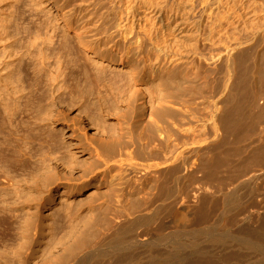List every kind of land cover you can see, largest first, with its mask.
Wrapping results in <instances>:
<instances>
[{"label":"rangeland","instance_id":"374dc122","mask_svg":"<svg viewBox=\"0 0 264 264\" xmlns=\"http://www.w3.org/2000/svg\"><path fill=\"white\" fill-rule=\"evenodd\" d=\"M5 2L0 4L1 31L2 25L5 26L6 14H8V7L5 6ZM32 2L37 3H33V6H36L33 9L34 13L39 9V20L29 17L24 22L17 20L16 23L11 24V29H16L21 34L16 37V39L18 38L16 43H12L13 48L15 49L16 45L18 47L24 43L19 48L17 57L13 56L10 60L11 69H14L15 66L13 65L21 63L18 58L27 52L28 37L26 38L24 30L39 26L43 20L51 23L52 29L48 30V34L53 36L52 31L55 29L54 42L57 39L61 40L60 37H62V52L65 45H70L73 49V56H77L79 62L89 71L92 69L89 68L91 67L89 63L106 69L108 73L110 72V75H108L110 77L115 73L128 75L133 69L140 68L141 64L135 68L136 66L133 65L136 64L132 60L146 56L147 50L145 47L149 48L146 36L151 25L148 24L147 17L144 14H138L139 12L137 13L139 18L132 19L130 16V9L134 5L132 0H33ZM31 3L30 0H22L23 6ZM168 6L170 8L172 6L175 8L180 7L181 10L189 11L185 17L188 18V21L191 20L192 24L189 25L192 32L190 31L188 35L185 32L176 34L178 42L175 37L173 41L176 42L171 41L174 45L178 44L184 49L187 48L188 51L183 49L179 53L182 55L188 52V58L179 61L182 63L186 61L188 65H182L179 70L177 69V81L176 79L174 81L180 82V84H177V90L180 92L177 91L175 94L178 99L174 98L171 103L170 100H167L168 102L166 101L165 104L162 103L166 109L171 108L173 110L171 116L164 118L165 121L162 120L165 123L161 121L159 123L161 124L159 125L160 129L163 128L159 132L160 135L158 134L159 139L164 142L168 136H171L169 143L175 147H172V149L170 146L168 150L157 149L154 152L149 150L153 144L149 148L145 149L144 147L145 150L138 148L136 150L137 154L140 150L142 153L139 152L138 159L134 161L136 162L135 166L137 167L135 170L137 171L130 175L129 173L125 174L127 179L124 177L125 181L121 180L123 184L118 182L117 187L114 186L115 184L111 185V182L115 180L113 177L119 174V167L111 169L110 166L113 165L112 167H114L118 164L114 165L111 161L112 164L108 163V167L107 165L94 164V162L97 159V153L100 149L98 146L101 142H104L105 139L109 140V138L118 139L124 133L125 124L123 123L128 120V117L125 118L128 113L126 115L124 113L126 110L129 111V104L126 102L114 103L115 99L112 93L110 94V89L104 87L107 86L106 82L103 86L105 89L98 84L100 90H97V84L93 81L88 83L87 86L83 84L84 87H87V90L83 87L82 90L86 91L73 88L69 79V69L67 68L68 57H66V53H63L62 80L64 79V82L62 83L64 87L62 92L52 91L53 88L48 91V101L43 107V114L41 116L34 114L32 124L35 130L41 131L42 136L40 141L35 143L36 152L33 159L35 162H33V166L35 167L32 174H37L34 175L37 178L32 175L33 179L30 181V184H38L36 186L31 185L34 189L31 195V198L34 199H32L34 202L31 200L33 206L31 211H37L38 218L35 217V214V216H32L34 220L32 218L31 220L37 221L38 219L37 224L40 223V232L44 235V238L40 237L32 241V236L24 232V229L23 231L21 229L22 232L19 231L20 229H15V236L11 241H0V264H48L47 258H58L63 253L66 259L73 242L78 239L79 247L74 246L73 248L74 250L77 248L76 253L80 252L84 247L79 243V240H81L79 238L83 237L87 241L92 235L90 240H93V234L96 232L98 223L103 216L108 214L107 216L111 217L110 213H113V210L123 208L131 214L135 213L137 215L141 212L143 216L137 219H134L135 216L124 219L116 218L118 221L114 219L112 229L103 237L107 236V239L102 238L100 241L94 239L96 242H91L92 245L93 243L95 245H91L88 254L89 257L96 259L93 260L90 257L84 264H264V0H169ZM113 12L114 14H112ZM221 19L223 21L221 34L228 27L235 32L233 38L227 42L223 53L225 54L234 44L239 43L237 50L241 49L249 52L246 64L251 68L249 82L251 83L253 98L252 101L249 100L248 103L242 106L238 115L229 113L237 105V97L242 92V90L234 88L236 69L232 66V63L225 60L224 64L215 67L216 53L205 51L208 55L203 53L200 57L204 55L203 58H208L209 62L207 61L206 64L201 65L198 55L200 48L198 51L195 50L198 46L193 48L196 40L203 39L208 36L210 31L216 30ZM198 22L201 26L200 30L196 25ZM44 32L45 30L43 33L40 32L42 36ZM182 33L186 37H192V39L186 38ZM103 35H111L112 37L104 42ZM138 41L146 42V44H143L145 45L143 50L145 52L142 51L143 53L141 52L142 54L140 53L141 55L137 57V52H139V48H137ZM5 45H8V43H0V55L3 54ZM191 50L195 51V54L191 53ZM123 54L124 56L127 55L124 62ZM1 56L3 57L4 54ZM5 56L3 60L2 58L0 60V92L5 89V86H3L5 84L2 82L6 78V73H8V69L5 70L3 63L6 60L8 61ZM128 57H131L130 60ZM126 62H129V64ZM132 63L133 65H131ZM207 64L209 65L207 66ZM187 68L188 70H186ZM184 73H188L189 77H184ZM144 74L147 77L144 75L142 77L144 80L140 84H133V89L139 90L138 98L140 99L141 95L143 99V101L142 99L139 100L141 103L143 102L141 106L147 108L144 111V118L141 119L143 120L141 122L145 124L146 121L144 120H148L149 115L147 113L150 107L149 102L152 101L151 104H155L154 106L158 103L154 89H156L155 86L159 81L148 76L147 71ZM166 78V76L163 77L164 81L167 80ZM90 84L96 88L93 87L92 90ZM213 89H215V92ZM88 90H92L93 95ZM150 92L154 93L151 94ZM100 96H103L104 99ZM107 97H110L108 103ZM180 98L183 99L180 100ZM139 101L138 103H140ZM1 103L3 102H0V107L4 104ZM228 114L231 116L229 120H226L225 117ZM122 115L124 116L122 117ZM169 117L171 118L169 119ZM240 118L244 119L247 124L243 130L231 125L234 121H239ZM111 127L113 128L110 129ZM168 129L170 132L167 131ZM167 132L168 134L173 133L168 135ZM121 139L124 140L125 138L121 136ZM62 146L65 147L66 151L72 152L69 155L77 157L75 163L77 166L74 170H63L61 166L55 169V162L57 164L61 163L56 158L62 157ZM171 150L174 151V157L171 159L174 171H171L172 168L164 170L162 174L159 173L161 175L157 174L159 177L157 182L150 180L154 174L153 172H155V169L153 170L151 166L155 162H163L165 158H168L167 156L170 155L168 151ZM41 155L42 157H40ZM185 158H188L190 168V172L186 176L180 168V163ZM43 159L44 162L41 165L42 162L40 161ZM166 167L171 166L168 163L163 166L164 169ZM124 169H126V166H124ZM148 171L151 172V176H146ZM48 172L51 173L48 174ZM70 173L72 174L70 175ZM48 175L51 180L47 179ZM40 181L41 183H39ZM5 182V178L0 174V187H6ZM162 187H166L165 190H162ZM160 189L162 194L166 196L160 197ZM163 191L168 192L166 194ZM146 202H150L149 206H145ZM132 209L135 212L131 211ZM105 210L107 211L104 212ZM100 217L101 219H99ZM97 219H99L98 222ZM122 220L127 222L124 223ZM14 221L15 226L18 225L15 218ZM77 223L80 224L77 225L78 228L76 227L73 230L75 231L74 235H72L73 231L70 234L68 232L69 227L72 228ZM60 226L62 236L64 233H68V235H64L61 247L58 246L56 251L54 250L48 254V248L50 249V246L53 245L52 242H56L59 238L57 235L60 232L58 230H61ZM33 230L32 228V232H34ZM93 230L95 231L92 232ZM117 231H121L119 233L123 232L126 235V240L124 239L126 244L119 246L115 242V246L112 242L115 239V234L118 233ZM135 232H137V235ZM78 236L80 237L77 238ZM133 236L139 238V241L142 240L141 244L135 243L132 245L129 241H132ZM90 240L87 242H90ZM47 243H51V245L46 247ZM85 243L82 244L84 246L89 245V243ZM67 249H69L68 252H66ZM85 252L79 253L77 258L83 256ZM150 253L155 256V261L149 258ZM166 257L168 260H166Z\"/></svg>","mask_w":264,"mask_h":264},{"label":"bare ground","instance_id":"6f19581e","mask_svg":"<svg viewBox=\"0 0 264 264\" xmlns=\"http://www.w3.org/2000/svg\"><path fill=\"white\" fill-rule=\"evenodd\" d=\"M32 1L30 0V3ZM168 1L169 0H132V2L134 3L133 8L130 9L131 10L130 16L132 17V19L134 20V19L139 18L137 16V13L139 12L138 14H142V15L144 14L147 17L148 22H149L148 24L151 25L149 27V29H148L149 31L147 32V36H146V34H144L147 37V41H148L147 44L149 45V48L147 49V46L145 47L146 50H147L146 51L147 53L145 54L146 56L141 57V58L139 57L136 60H132V62L134 61L133 63H135L136 65H133V63L131 65H133L134 67L136 66L135 68H137V66H139L141 64L142 67L139 66L140 68H137L138 70L137 69H133L130 72V74H128V75L127 74H123V73L122 74L121 73H119V74L115 73V75H113V76L111 75V77H110V76H108V75H110L109 74L110 72L108 73V71H106V69L104 70L101 66L97 67L95 64H90L89 63V65H91V67H89V68H92V69H90L91 71H89L86 67H84L79 62L77 56L76 57L73 56V49H72V47L70 45H65V48L63 49V52H62V37H60L61 40L57 39V40H55L56 42H54L53 38L56 37L55 29L52 31L53 36L48 34L49 33L48 30L49 29L51 30L52 26H51V23L49 21H47V20H43V22H41L39 24V26L36 24L37 25L36 27H33V28L29 27V28L24 30L26 38L28 37V43H26L27 44L26 45V51L27 52L24 55H20V57L18 58V60L22 64L18 63L17 65H13L15 67H13L14 69H11L12 66L10 67V64H11L10 60H12L13 56L17 57V55L19 53V48H21L23 46V44H24L23 43L21 46L19 45L18 47L16 45V48H18V49H16V48L14 49L13 48L12 43H16V41L18 40V38L16 39V37H18L21 34L16 29L12 30L11 29L12 28L11 24L16 23L17 20H20L21 22H24V20H26L29 17L30 18L31 17L32 18H36V20H39V16L40 15L38 13L39 9L37 10V8H35V9L37 10L36 12L38 14L36 12H35L36 14L34 13L33 7H36V6H33L34 2L31 3L32 5L31 4L26 5V6L29 7V8L28 7L26 8V6H23L22 0H0V4L1 3L3 4V2H5V6L8 7V9H7L8 10V14H6L7 17L5 18V23H4L5 26H3L1 24L2 25V31L0 30L1 31L0 43H8V45H5L4 49H3L4 50L3 54H4V56L6 55L5 59H8V61L7 60H6V62L2 61L4 63V66H5V70L8 69V73H6V78L2 82V83L5 84V85H3V86H5L4 87L5 89L2 92H0V102L4 103V104L1 103V104H3V106L1 105V107H0V174L5 178V180H6V182H5L6 184L5 185H7L6 187H3V188L0 187V241H4V240L5 241L6 240H10L11 241L13 236H15L14 235L15 229L16 230L20 229L19 230L20 232H22L23 229H24V232H27V234L32 236V239H31L32 241H35L36 239H38L40 237L44 238V235H42V233L40 232V226H39L40 223L37 224L38 219H37V221H33L34 219L32 218V216H35V214H36L35 217L38 218L37 217L38 212L36 211L37 208L35 210L36 212L31 211V208L33 207L31 205L32 204L31 202L34 200L33 198H31L32 192L34 191L33 186L38 185V184L34 185V183L30 184L31 183L30 181H32L31 179H33V176L37 175V174H32L33 173V168L35 167V166H33V162H34L33 159H34L35 152H36L35 143H38L40 141V137L42 136L41 131L40 130H35L34 127L32 126V124H33V119L35 117L34 114L36 116L37 115L41 116V114H43L42 113L43 112L42 111L43 107L46 105V103L48 101L47 100V98H48L47 96H49L48 95V91L49 90L51 91L52 88H53L52 91H56L57 93L62 92V88L64 87L63 83H62V82H64V79L62 80V54L63 53H66V57H68L67 68L69 69V79L71 80V85H72L73 88H75L76 90L78 88H80L79 90H82V87H83V89L86 88V90H87V87H84V85L87 86L88 83L93 81V82H96V84H97V90H100L101 88L105 89L106 87H108L110 89V94L112 93V96L115 99L114 103L115 102H118V103L126 102L127 104H129V108H128L129 111L126 110L127 112L126 111H125V113L123 112L124 115H126V113H128L126 115V117H125V118L128 117L127 118L128 120L123 123V124L126 125V126L124 125V128H125L124 133L122 134V132H121L122 138L124 137L126 140L125 139L122 140L121 136H119L118 139L109 138V140L105 139L104 142L100 141L101 144L98 146V147H100V149L97 147L99 149V151L96 148L97 151H98L97 159L94 158V159H96V161L95 162L93 161L94 164H98V165L100 164V166H101V164L104 165V166L107 165L108 163L110 164L111 161H112V163L114 165L118 164V166L117 165L114 166V167H112L113 165L110 166L111 169L115 168V167H119L118 168L119 169V171H118L119 174L116 171V173L118 175L113 177V178H115V180H113L111 182V185L115 184L114 186L117 187V185H119V183L123 184L121 182V180H124L126 178L125 174L129 173V175H130L131 173H134V171H137V170H135V168L137 166H135L136 162H134V161H136V159H138L137 156H138L139 152H141L142 148H143V150H145L147 147L149 148L153 144V146L151 147V149L149 148V150L150 151L152 150L154 152V151H157V149L158 150H160V149L168 150V148L170 149V146H171V148L175 147L174 145L172 146L171 143H169V141H171L169 139L171 136H168L167 140L164 141V142L159 139L160 136H158V134H159L160 130L162 131V129H163V128L160 129L159 125H161V124H159V123H160V121L163 122L162 120L165 121L167 116H171L172 115V110L173 109L172 110H171V108H169V109L167 108L166 109L165 107H163L162 103L165 104V102L167 100H170V103H171V101L174 100V98H176L175 94L178 91L177 90V84H180V82L179 83L176 82L177 81L176 72H178L177 69L179 70V67L182 66V65L183 66H185V64L188 65L186 63V61H185V63L184 62L182 63V62L179 61L180 59H181V61L184 58L187 59L188 58V55H187L188 52L186 54L183 53L184 55L183 54L181 55V53H179V51H181V50L183 51L184 48H182L178 44L174 45V43L176 41L174 42L173 38L175 37V39H177L178 36H176V34H179L181 32H185V33H187L186 35H188V33L192 30V28L189 27V25L191 24V22H190L191 20L188 21V18L185 17L186 15H188L189 11L187 12L186 10L185 11L183 9L181 10L180 7L179 8H175V7L172 6L170 8L168 6ZM124 3H125V1H124ZM34 4H37V3H34ZM100 4H101V2H100ZM103 4H106V3H103ZM130 6H131V4H130ZM26 9H29V10H26ZM120 13H121V11H120ZM112 14H114V12ZM121 14H123V13H121ZM118 16L121 17L120 15H118ZM241 18L244 20L243 16H241ZM113 19H111V20H113ZM102 22H103V19H102ZM222 23H223V21L221 19L219 21V23H218V26L216 27L217 31L216 30L210 31L207 37H205L203 39H200V40H196V44L194 45V47L193 46H191V47L196 48V46H198V48L195 49L197 51L200 48L199 51H198L199 52V54H198L199 57L203 53L208 55L207 52L208 53L211 52V51L215 52L216 53L215 57H217L216 61H214V66L215 67H217L218 65L224 64L225 60H229L232 63V66L236 69L234 88H236V89H238L240 91L242 90V92L237 97V101H236L237 105L235 107H233L232 110L229 113H232V115H238L241 112L242 106L244 104L248 103L249 100L252 101V98H253L252 91H251V83L249 82L251 68L246 64L249 52H247L246 50H241V49L237 50V47L240 44L239 43V44H234L232 46V48H230L225 54L223 53L224 50H225L227 42L231 38H233V35L235 34V32L232 31L233 29L228 27L225 30V32L223 34H221V31L223 29ZM102 25H100V26H102ZM131 25H133V24L131 23ZM196 25L198 26V29L200 30L201 26L199 25V22ZM196 25H194V26L196 27ZM107 27H106V29H107ZM104 28H105V26H104ZM203 28L205 29V27H203ZM106 29H104L105 32H107ZM118 29H120V28H118ZM44 30H45V32H44V34L42 36L40 32L43 33ZM108 30H109V28H108ZM202 31H203V29H202ZM119 32H121V31H119ZM138 33H135V34H138ZM182 34H184V33H182ZM98 35H100V34H98ZM186 35H185V37H186ZM189 36H190V34H189ZM111 37H112L111 35H109V36L108 35L107 36L103 35L102 39L105 42L108 38H111ZM146 37H145V39H146ZM57 38H59V37L57 36ZM169 38H171V39H169ZM186 38H188L190 40L192 39V37L191 38L186 37ZM139 39H140V37H139ZM171 41H173L174 43L171 42ZM177 42H178V39H177ZM20 43H18V44H20ZM108 43H109V41H108ZM144 43L146 44V42H144ZM144 43L143 42H139L138 43L139 45L137 44V46H138L137 48H139V50H138L139 52H137L138 53L137 57L139 55H141L143 52H145V51H143L145 49L144 48L145 45H143ZM180 43L182 44V42H180ZM186 47L187 46L185 45V48ZM184 50L188 51L187 48L184 49ZM193 50H191L192 51L191 53L195 52ZM205 51H207V52L205 53ZM234 51H236V52L234 54H232ZM134 53L136 54V52H134ZM3 54L1 53V55H3ZM126 56H127L126 54H125V56L123 54V62H124ZM3 57L1 56L2 60H3ZM203 57H204V55H203ZM203 57L199 58L200 61H201V65L202 64H206L205 62L208 61V58L206 59V58H203ZM1 58H0V60H1ZM128 58L130 60L131 57H128ZM132 59H133V57H132ZM199 59H198V61H199ZM178 62H180V63H178ZM192 62H193V60H192ZM126 63L129 64V62H126ZM208 65L209 64H207V66ZM0 66H1V64H0ZM9 69H10V71H9ZM184 70H185V68H184ZM186 70H188V68ZM105 71L107 72V75H106ZM146 71L148 73V76H151V77L155 78V80L156 81L158 80L159 83H157V85L155 86V88H156V89H154L155 93L153 92L155 94V98L158 101V103L156 104V106H154L155 104H151L152 101L149 100L151 102H149L150 103L149 104L150 107L148 108L149 112H147L149 114L148 115V120H144V121H146V123L144 124V123L141 122V121H143L141 119L144 118V114H145L144 111L147 110V108L144 107V106L143 107L141 106V105H143L142 104L143 102L141 103L139 101L140 99H142L141 95H140V99L138 98V96H139L138 94H140V92L137 89H133V86H134L133 84H140V82L142 80H144V79H142V77L145 75L144 73ZM187 74H185L183 76L184 77L185 76L189 77ZM165 76L167 77L166 81H164L165 79H163V77H165ZM107 77H109V79H107ZM184 77H182V78L184 79ZM175 79H176V81H174ZM105 82H106L107 86H104ZM131 82H134V83H131ZM182 82H184V81H182ZM184 83H182V84H184ZM98 84L100 86L102 85V87L101 88L98 87L99 86ZM90 86H92V85L90 84ZM150 86H152V85H150ZM93 87H94V89L96 88L93 85L91 87L92 90H93ZM98 88H100V89H98ZM88 89H89V87H88ZM178 89H179V87H178ZM86 90H82V91H86ZM180 90H181V87H180ZM91 91H89L90 94H92ZM145 91H147V90H145ZM213 91L215 92V89H213ZM178 92H180V91H178ZM153 93H151V94H153ZM49 94H50V92H49ZM106 94H107V91H106ZM82 95H83V93H82ZM87 95H89V94H87ZM179 95H181V94H179ZM185 95H184V97H185ZM91 97H93V96H91ZM102 97L100 96V98H102ZM182 97H183V95H182ZM107 98H108L107 99V103H108V101L110 100L109 99L110 97H107ZM103 99H104V97H103ZM111 99H112V97H111ZM176 99H178V98H176ZM182 99L180 98V100H182ZM188 100H189V98H188ZM138 101L140 103H138ZM142 101H143V99H142ZM10 102H12V103L10 104ZM104 103H105V101H104ZM107 103H106V105H108ZM8 104H10L11 106L8 105ZM166 107H167V105H166ZM124 115H122V117ZM42 116H44V115H42ZM230 116H231L230 114L226 115L225 119L229 120ZM170 118L171 117H169V119ZM240 120L237 121V122L234 121L231 125H235V126H237V128L239 130H243V129L246 128L247 124L244 122V119L240 118ZM163 123H165V122H163ZM228 123H230V122L228 121ZM173 125H174V123H173ZM112 128L113 127H111L110 129H112ZM104 131H102V132H104ZM106 131H108V130H106ZM122 131H123V129H122ZM167 131H169V129ZM110 133H111V131H110ZM105 134H102V135H105ZM167 134H168V132H167ZM38 146H39V144H38ZM64 146H62V157L56 158L57 161H60L61 163L57 164V162H55V166L54 167H55V169H57L58 167L61 166L63 170H68V171L69 170L70 171L74 170L75 166H77L75 164L77 162V157H75L73 155H69V153L71 151L70 152L66 151ZM144 147H145V149H144ZM138 148H141V150L139 149L140 151L138 150L139 152L137 154L136 150ZM66 149H68V148H66ZM150 151H149V154L152 152V151L151 152ZM173 152L174 151H172V150L168 151V153L170 154L168 156L166 155L168 158H165L163 160V162L162 161L161 162H155L154 165L151 166L153 168V170L155 169V172H153L154 173L153 175L151 174L152 175V177H151L152 179H150V180H154V181L157 182V180L159 178L157 176V174L161 175L164 170L166 171V170L172 168L171 171L172 172L174 171V166L171 165V164H173V162L171 160L174 157L173 156L174 155ZM70 154H72V152ZM42 155L40 157H42ZM40 162H42L41 165H43L44 159L42 161H40ZM168 163L170 164L171 167H166L164 169L163 166L167 165ZM124 166H126V169H124ZM38 167H39V165H38ZM40 167H42V166H40ZM91 167L94 169L93 166H91ZM96 167H97V165H96ZM121 167L124 169V171H123V169ZM127 167H128V169H127ZM180 168H181L182 172L185 174L184 176L189 174L190 168H189V164H188V158H185V159H183L181 161ZM34 171L37 172V170H35V169H34ZM44 172H46V171H44ZM87 172H89V171L87 170ZM50 173L48 172V174H50ZM150 173L148 171L146 173V176H149ZM159 173H161V174H159ZM40 174H42V173H40ZM71 174L72 173H70V175ZM34 177H36V176H34ZM48 177H49V175H48ZM48 177H47V179L51 180V178L50 177L48 178ZM144 177H145V175H144ZM116 182H117V184H116ZM39 183H41V181ZM46 183L48 184L47 181H46ZM124 184H125V182H124ZM31 185H33V186H31ZM159 186H162V185H159ZM159 186L157 187V189L159 188ZM41 187L43 188V186H41ZM164 188H166V187H162V190ZM112 190H113V188L111 189V191ZM160 191H161V189H160ZM163 192L166 193L168 191H163ZM163 195L164 194H162V191H161L160 197H162ZM158 196H159V194H158ZM164 196H166V195H164ZM149 204H150V202L149 203L146 202L145 206H149ZM123 209L113 210V213H110L111 215L109 214L111 217H108L107 216L108 214L107 215L104 214L105 216H103L102 219H101V217L99 218L101 220L98 223L99 225L96 228V232L97 233L96 232H95L96 234L92 233L95 230H93L92 232L90 231L93 234L94 239L96 241H100V239L102 240V238L107 234V232H109L112 229V224L114 222V219L116 220V218L117 219H124V218H128V217L130 218L131 216L132 217L135 216L134 219H137V218H141L143 216V215H141V212H139V214L137 213V215H136L135 213L131 214V212L129 213V212L125 211L126 209H124V210ZM134 209H132L131 211L135 212L136 209L135 210ZM18 210H19V212H18ZM24 210H26V211H24ZM106 211L107 210H105L104 212H106ZM65 214H66V212H65ZM73 216H75V214H73ZM14 218L16 219V222L18 224L16 226L14 224V222H15ZM31 218L33 220H31ZM80 219H82V218H80ZM99 219H97V222L99 221ZM116 221H118V220H116ZM126 222H124V223H126ZM79 224L77 223L76 226H72V228L69 227V231L68 232L71 234V232L73 230H75L77 225H79ZM58 225H60V224H58ZM115 225H116V223H115ZM32 228L34 229L33 230L34 232H32ZM41 228H43V227H41ZM21 229H22V231H21ZM54 229H56V228H54ZM60 229H61V226H60ZM118 230H120V229H118ZM58 231H60V232H58V235L56 234L59 237L57 239V241L54 242V243L51 241L53 245H51V243L48 244L49 241L46 244V247L51 245L50 249L48 248V254H49V252L52 253V251H54V250L56 251L58 246L61 247L60 245H62V241H63L64 235H68V233H64V235L62 236V234H61L62 233L61 232L62 229L58 230ZM74 232L75 231L72 232L73 233L72 235H74ZM117 232L118 233H116L115 236H114L115 237V239H114L115 241L111 239L112 242H114V244L116 242V244L119 245V246L121 244H126L125 243L126 242L125 241L126 240V235H124L123 232H122L123 234L119 233L121 231H117ZM135 233L137 235V232H135ZM142 234L144 235V233H142ZM260 234H262V233H260ZM83 236H84V234H83ZM27 237H29V236L27 235ZM79 237L80 236H78L77 238H79ZM84 237L86 238V236H84ZM91 237H92V235L90 236V238ZM90 238L89 239L87 238L88 239L87 241H89ZM132 238H133L132 241H129L131 238L130 239L128 238L129 239L128 241L131 242L132 245L135 244V243L141 244L142 240L139 241L138 240L139 238H137L136 236H133ZM79 239L83 240V241L79 240V243H81V245L84 247L83 249H81L80 252L76 253L75 251L77 250V248H75L76 250H74V248H73L74 246L75 247L76 246L79 247V245H80V244H78V242H77L78 239H77V241L73 242V245H71L72 247L70 246V250L69 249H67V251L65 250L66 252H68V250H69L68 255L66 253V255H67L66 259L64 258V256H65L64 253L60 254V257L58 256V258L55 257V256H54L55 258H53V257H51V255H49L51 258H47L46 257L48 259V260L46 259V261L49 262L48 264H71V263L72 264H84L86 262V260H88L91 257V256L89 257V254H88V253H90L89 250L91 249V245H92L91 242L95 243L96 241H94L93 238H92L93 240H90V242H87L86 239H83V237L79 238ZM103 239H107V236L105 238H103ZM144 241H145V239H144ZM85 242L89 243V245H87ZM112 242H110V243H112ZM82 243H85L86 246H84V244H82ZM94 243H93V245H95ZM116 244H115V246H116ZM86 250H87V252H85ZM81 252H85V253L83 254V256H80L79 258H77L78 254L81 253ZM151 254L152 253H150L148 255L149 258L151 260L153 259V261H155L154 260V259H156L155 256H153ZM99 256H98V258H99ZM94 259H96V258H94ZM166 260H168L167 257H166ZM154 263H156V262H154Z\"/></svg>","mask_w":264,"mask_h":264}]
</instances>
